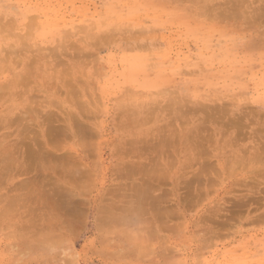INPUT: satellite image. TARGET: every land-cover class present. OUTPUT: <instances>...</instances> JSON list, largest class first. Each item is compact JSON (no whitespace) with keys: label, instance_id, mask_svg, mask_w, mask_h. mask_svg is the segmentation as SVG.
I'll use <instances>...</instances> for the list:
<instances>
[{"label":"rangeland","instance_id":"1","mask_svg":"<svg viewBox=\"0 0 264 264\" xmlns=\"http://www.w3.org/2000/svg\"><path fill=\"white\" fill-rule=\"evenodd\" d=\"M225 1L241 12L214 17L206 11L211 10L207 0H0V18L9 21L15 34L0 30V81L17 76L22 67L29 76L22 97L0 95V111L22 107L26 96L42 98L43 105L61 118L79 115L89 126L84 125V135L79 133L82 130L79 135L91 136L85 142L79 138L80 142L77 131L66 134L71 140L59 135L63 149L58 137L53 138L58 148L48 142L51 137L46 140L56 147L45 144L55 154L46 160L57 161L56 155L71 153V159L91 173L87 178L85 171L84 180L79 176L83 186L79 183L74 193L72 187H65V194L70 191L74 198L62 194L64 199L52 191L59 178L50 168L54 161L46 165L50 170L43 176L34 169L35 173L29 170L25 175L0 169L4 173L0 176V264H264V204H259L263 190L251 196L263 197L258 204L249 203L247 195V200L241 197L250 194L247 188H264V182L258 185L252 180L259 167L264 169V155L249 159L248 151L255 149L249 140L229 145L220 134L216 133L217 140L212 137V125L222 110L229 114L223 116L225 121L245 115L248 123L254 114L264 115V15L262 19L258 12L259 19L254 14L258 0ZM102 34H110L111 39L100 45ZM19 36L31 48L52 52L58 63L50 67L47 57L34 58L33 51L26 53L30 57L26 62L4 57L6 46H15ZM63 48L66 52L60 55ZM62 78L66 84L76 83L66 91L60 85ZM167 126L176 140L160 154L157 132L167 133ZM86 129L92 131L90 136ZM16 134L7 140L16 143ZM81 144L90 150L84 151ZM23 147L20 151L26 150ZM5 152L8 155L0 151V158L6 157ZM48 161L44 158V163ZM132 162L145 172H122L132 169ZM202 166L208 170L199 183L195 176ZM48 176L55 182H49ZM30 177L38 180L34 184L46 182L44 189L50 185L51 201L70 202L68 208L74 213L66 210L64 202L65 209L59 210L64 218L52 207L51 218L58 221L52 222L51 209L42 204L46 194L39 195L36 188L30 199L21 194L25 201L20 204L24 199L17 190L22 185L15 188L16 183L29 182ZM191 191L197 196L191 198ZM9 196L20 197L18 206L13 199L16 208L6 204ZM241 198L249 203L244 216L246 206L236 204ZM71 203L75 208H70ZM7 206L14 210L7 211ZM235 207H241V212ZM224 208L231 214L233 209L238 211L239 216L231 220ZM226 211L230 221L225 219L231 224L225 221V226L218 221ZM259 213L263 214L255 220ZM205 216L214 221H205ZM30 219L34 227L29 226ZM29 227L35 229L32 234Z\"/></svg>","mask_w":264,"mask_h":264},{"label":"bare ground","instance_id":"2","mask_svg":"<svg viewBox=\"0 0 264 264\" xmlns=\"http://www.w3.org/2000/svg\"><path fill=\"white\" fill-rule=\"evenodd\" d=\"M200 1V0H199ZM233 3V2H232ZM235 3H238V1L236 0V2ZM207 4H209V6L211 7V10H209V9H206V11H211L212 12V14L214 15V17H219V16H222L223 18H228V17H232V15L234 14H237V12H241L239 9H240V7H238L236 4H235V6H233V7H230V6H228V4H229V2L227 3L225 0H207ZM258 4L260 5H258L256 8H255V12H254V14H256V16L259 18V15H258V12L261 14V18L263 19V15H264V0H258ZM233 15V16H234ZM263 16V17H262ZM260 19V18H259ZM261 19V20H262ZM30 21H31V19H30ZM29 24H32V22L31 23H29ZM11 26H13V25H11ZM25 26H27V29L30 27V26H28V25H25ZM24 26V27H25ZM14 28V27H13ZM0 30L1 31H3V32H6V33H12L13 35H15L13 32H12V28L10 27V24H9V21H4L3 19H1L0 18ZM108 34H102V36L100 37H98V41H99V44L101 45L102 43H104V42H106L107 41V39H108V37H109V35L107 36ZM263 35V34H262ZM112 37V36H111ZM110 38V37H109ZM261 38V37H260ZM111 39V38H110ZM109 39V40H110ZM97 41V42H98ZM102 41V42H101ZM261 41H263V39L261 40V39H259V43L261 42ZM104 45V44H103ZM260 45V44H259ZM5 47V46H4ZM27 47H28V49H27ZM29 51H33V53H32V56H35L34 58H37V57H42V58H48V64H49V66L51 67V66H55V64L56 63H58V60H56L55 59V56L54 55H52V52H45V53H42V49H39L37 46L35 47V46H33V48H31L30 47V45H27L26 43H22L21 42V36H19V38L18 39H16L15 40V46H11V45H8V46H6V48H5V53H3V56L4 57H9L10 59H13V60H18V61H24V62H26V61H28L29 59H30V57L26 54L27 52H29ZM64 52H66V50L63 48V49H60L59 50V54L61 55V54H63ZM23 54V55H22ZM54 61V62H53ZM52 62V63H51ZM27 73V69H23V67L20 69V72L18 73V75L17 76H14V77H12V78H10V79H7V80H2V81H0V95H3V94H5V93H8V94H12V95H15L16 96V94L18 95V96H23L24 95V92H25V94H26V85H28V80H29V76H28V74H26ZM65 81H67L65 78H62V80H61V83H60V85H61V87L62 88H64L66 91H69V89L70 88H68L69 86H70V84H74V83H76L75 81L73 82V83H71V82H69V84H66L65 83ZM67 86V87H66ZM74 88V87H73ZM73 102V101H72ZM22 107H18V106H16V107H13V108H10V107H8L5 111H0V113L3 115V116H0V151L2 150V149H4V150H6V151H8L7 153H8V155L6 154V152L4 153V156H6L5 158L2 156L1 158H2V160L0 161V169L2 168L3 170H4V168L6 169V171L5 172H7V173H11V174H19V173H22L23 174V172H26L27 171V173H28V171L29 170H31L32 171V169H34V171L37 173V174H39L40 173V175L42 174V173H44L45 171L46 172H48V170H50V168H51V171L53 172V174L54 175H56V176H58L59 178H55V177H53L52 179L54 180V178H55V181H56V184L57 185H59L60 184V182H62V184L59 186L60 188H62L63 189V187H64V189L62 190V189H60V188H58L57 187V185H54V186H52V191H59V192H57L56 191V193H59V196H61L62 194L64 195L65 193H67V188L65 189V187H72L71 188V190L70 191H72L73 192V188L74 189H76L78 186H79V183H80V181L83 179V177L82 176H86L87 174V172H88V169H86V170H84L85 169V166H84V169H82V167L83 166H80L81 165V162H80V164H79V162H77V161H75V160H72L73 159V156H72V159H71V156H67V155H65L64 156V154H66V153H63V156H61V157H59L58 155H56L58 158L57 159H55V160H57V161H59V162H57V161H54V159L53 158H56V156L54 157H52V159H53V161H54V164H53V166H50V168L49 167H47L48 165H51V163H53V161L52 160H50V161H52V162H49L48 160H46L47 158L48 159H51V157H49V156H51V155H55L54 153H53V149L52 148H56L58 145H57V143H55V139H53V138H57L58 137V141H60V137H59V135L61 136V135H65L64 137H68V135L66 136V134H69V133H76V131H77V133H78V131H80V130H82L83 128H84V123H83V121H82V118L79 116V115H76V114H73V113H70V114H66L65 116H62V118L60 117V114H58L57 112H55V111H53V110H49V105L48 104H46V105H43V100H42V98H40V99H35V98H29L28 96H26L25 98H23L22 100H21V104H20ZM48 109H47V108ZM251 112H253V110H251V109H249ZM246 111V110H245ZM249 111V112H250ZM0 114V115H1ZM225 114H227V113H225L223 110L222 111H220L219 112V115H218V118H216V120H214V124L212 125V127H213V130H212V137L215 139V140H217V138L216 137H220V135L222 136V138H223V140L227 143V144H229V145H233V143L234 142H239V141H241V140H249L250 141V144L252 145V147L253 148H255V149H253L252 151H248V158L250 159V158H254V157H256V158H260L261 156H263L264 155V115H263V113L262 114H254L252 117L253 118H251V120L247 123V120L249 119L248 117H246L245 115L244 116H242L241 118L242 119H236V120H231V121H225L224 119H225V117H223V116H225ZM227 115H229V114H227ZM233 117V116H232ZM256 117V118H255ZM230 118V117H229ZM244 118H248L247 120H244ZM201 119H202V121H204L205 120V117H201ZM261 121H263V122H261ZM82 123V126H80V124ZM215 125H217L218 127H216L215 128ZM86 126V128L88 127L89 128V126H87V125H85ZM227 128H229V129H232V130H230L229 132L227 131ZM77 129V130H76ZM167 133L166 132H163L164 130H161L160 132H157V135H158V137H157V146H156V151H158V153H160V151H161V153L160 154H162V153H165L164 152V149L169 145V142H171V144L172 143H175V140H176V136H174V131H173V129L172 128H169L168 126H167ZM87 130V129H86ZM90 130H91V128H90ZM89 129L87 130V131H89V133L88 132H86V134L88 135L89 134V136H90V134H92V133H90V132H92V131H90ZM216 130V131H215ZM16 132L17 134V136L15 137V139L17 140V142L15 143V141L13 140V141H8L7 140V138L11 135V133H13V132ZM163 132V133H162ZM74 133V134H75ZM76 133V134H77ZM79 133H81V134H83L84 135V131L82 130V131H80ZM79 133L77 134V136H81V137H78V139L77 140H79V138H82L81 140H83V142H85V141H87L86 139L88 138L86 135L85 136H82L81 134L79 135ZM216 133L217 134H220V135H216ZM63 136H61V137H63ZM71 135H69V137H70ZM51 137V138H50ZM68 137V138H69ZM91 137V136H90ZM89 137V138H90ZM48 138H50V139H48ZM83 138H85V139H83ZM89 138H88V140H89ZM49 140L48 142H50L51 141V143L52 144H54L56 147H54L51 143H50V145H49V143L46 141V140ZM258 139V140H257ZM62 140V139H61ZM66 140V139H65ZM70 140H71V137H70ZM146 140V139H145ZM255 140H257L256 142H257V144H255L254 143V141ZM259 140H263V142L262 143H258V141ZM54 141V142H53ZM58 141H56V142H58ZM63 141V140H62ZM80 141V140H79ZM178 141V140H177ZM187 141H189V142H192L193 144H194V147H196L197 148V146L195 145V141L194 140H192V139H189V140H187ZM64 142V141H63ZM81 142V141H80ZM261 142V141H260ZM13 143H15V146L13 145ZM60 143V147H62L61 145H63L62 144V142L60 141L59 142ZM65 143V142H64ZM191 143V144H192ZM45 144H48L49 146H52V148L50 147L49 149L52 151H50L49 149H47V148H45L46 146H45ZM79 144V143H78ZM17 145V146H16ZM23 146H26L25 148H26V150L25 151H20V148H21V150H22V147ZM59 147V148H60ZM63 147H64V145H63ZM63 147H62V149H63ZM81 147L83 148V147H86V146H82V144H81ZM154 147V146H153ZM24 148V147H23ZM58 148V147H57ZM87 148L88 147H86V148H83L84 149V151H86L87 150ZM61 149V148H60ZM86 149V150H85ZM154 149V148H153ZM263 150L261 153L260 152H257L258 150ZM57 150V149H56ZM90 150V149H89ZM89 150H87L86 152H88ZM155 150V149H154ZM162 150H163V152H162ZM58 151V150H57ZM61 151V150H60ZM69 152V151H68ZM196 152H194L193 154H195ZM3 153H0V156L2 155ZM6 154V155H5ZM25 154L27 155V156H25ZM68 154V153H67ZM72 154H74V153H72ZM89 154V153H88ZM198 154V153H197ZM62 155V154H61ZM75 155L76 154H74V157H75ZM8 156V157H7ZM76 156H78V155H76ZM242 156V155H241ZM27 157V158H26ZM137 157V156H136ZM0 158V159H1ZM44 158H45V161L47 162H49V164H47V163H44ZM75 158H77V157H75ZM74 158V159H75ZM43 159V160H42ZM58 159H60V160H58ZM137 159H138V157H137ZM39 160H41V161H39V163L41 164H39V163H37ZM63 160V161H62ZM79 161V160H78ZM43 162V163H42ZM136 163V164H135ZM40 166V168H39V166ZM45 164V166H46V168H45V166H43ZM132 164H133V162H132ZM137 162H134V164L131 166L130 165V167L132 168V169H130V167H129V169L130 170H124V171H122V172H126L127 171V174L129 175V173L130 174H132V173H134V172H142L143 170H141L142 168H141V164H139V166H140V168L137 166ZM38 166V167H37ZM43 168H42V167ZM258 168V167H257ZM57 169L59 170V172L57 171ZM260 169V167L258 168V170H257V172L254 174V177L252 178V180L254 181V182H258V183H255V184H260L261 182H264V169H261V170H259ZM119 170V171H118ZM121 170L122 169H117V170H115V172H117L118 174L119 173H122L121 172ZM141 170V171H140ZM206 170H208V166H205V168L202 166V167H200V173L199 174H197L195 177H198L197 179V181L199 182V178H202V177H204V174H206ZM16 173H15V172ZM31 171H29V173L31 172ZM34 171H32V172H34ZM57 171V172H56ZM82 171V172H81ZM85 171H87L86 173H85ZM34 172V173H35ZM80 172V173H79ZM91 172V171H90ZM143 172H145V170L143 171ZM28 173V174H29ZM81 173H83V174H81ZM3 174L4 173H0V176H3ZM32 174V173H31ZM80 174V175H79ZM127 174H125V175H127ZM23 175H25V174H23ZM35 175V174H34ZM39 175V177H41V176H43V175H41L40 176ZM47 175V174H46ZM50 175V174H49ZM82 175V176H81ZM45 176V175H44ZM51 176V175H50ZM82 177V179L80 178V177ZM89 176H91V173H89L88 172V176H87V178H89ZM52 177V176H51ZM2 178V177H1ZM45 178V177H44ZM44 178H42L43 179V181H46V179L44 180ZM47 178H49V182H52L53 180H51L50 179V177L48 176ZM85 179H86V177H84ZM33 179H34V177H33ZM32 179V177H30V180H29V182L27 181V182H24V179L22 180L23 182H20V183H22V184H20V183H16V186H15V188L16 187H18L17 186V184H19L21 187L19 188V190H17V191H20L19 193H18V195L20 196V197H22L21 198V200L22 199H24L23 198V196L24 197H26L25 199L27 200L28 198L30 199V196H31V193H37V190L40 192L39 193V195H43L44 193L46 194L45 196L43 195L41 198H43V197H45L44 198V200L42 199V204H44V203H46V207H48L47 208V210L48 209H51L52 207H54V209L56 208V209H58L57 210V212L59 213V212H61V211H59V210H64L65 208H66V210H70V214H72V212L74 213V211H72V209H69L68 208V206L69 205H67V204H69V203H67L65 200H63L62 198H64L63 197V195L61 196L62 198H57L59 201H54V200H52L51 201V197H50V192H49V194L47 193L48 191H49V188H50V185H49V188L48 189H44V188H47L48 187V185H47V187H45L44 185L46 184V182H42V180L41 181H39L37 184H34L33 182L35 181V182H37L38 180L37 179H34L33 180ZM41 179V178H40ZM39 179V180H40ZM203 179V178H202ZM84 180V179H83ZM82 180V181H83ZM261 180V181H260ZM47 181H48V179H47ZM55 181H53V182H55ZM81 181V182H82ZM200 181H201V179H200ZM203 181V180H202ZM6 181H4V183H5ZM260 182V183H259ZM43 183H44V185H43ZM48 183V182H47ZM200 183V182H199ZM0 184H1V182H0ZM49 184V183H48ZM67 184V185H66ZM81 184V183H80ZM82 184H83V182H82ZM81 184V186H83ZM255 184H253V185H255ZM263 184V183H262ZM261 184V185H262ZM66 185V186H65ZM238 185V184H237ZM243 185H246V184H243ZM63 186V187H62ZM203 186V185H202ZM239 186V185H238ZM4 187H6V186H4ZM11 187V186H10ZM9 187V188H10ZM192 187V186H191ZM255 187H257L256 188V191H255V189L252 187V188H247V190H248V193H250V194H245V196H241V197H247V196H249V197H247L248 198V200L245 198V200H247L249 203H250V201H252V203H253V200H254V198L252 199L251 198V196L253 197V195H257L259 192V194L258 195H260V194H262V193H264V188H259L260 187V185L259 186H256L255 185ZM14 188V187H13ZM35 189V192H34V189ZM194 188V187H193ZM190 189V190H194V189ZM18 189V188H17ZM28 190V192L30 193H24V190ZM33 189V192L32 191H30V190H32ZM60 189V190H59ZM70 189V188H69ZM80 189V187H78V190ZM201 189V188H200ZM199 189V191H198V193H200V194H202L201 193V191L203 190L204 191V187H202V189L200 190ZM252 189H254V190H252ZM263 191H262V190ZM47 190V191H46ZM65 190V192H63ZM259 190H261L262 191V193H261V191H259ZM14 191H16V190H14ZM23 191V192H22ZM61 191V192H60ZM69 191V193H68V195L70 196V193L72 194V192H70ZM195 191H191L190 193H189V195H192L191 196V198L192 197H196L197 196V194H193ZM9 193V192H8ZM8 193H7V195H8ZM11 193V192H10ZM42 193V194H41ZM74 193V192H73ZM187 193V194H188ZM197 193V192H196ZM253 193V194H252ZM21 194L23 195V196H21ZM28 194V195H27ZM61 194V195H60ZM11 195H12V193H11ZM13 195H15V194H13ZM30 195V196H29ZM52 195V194H51ZM58 195V194H57ZM66 195V197H69L67 194H65ZM189 195H187V196H189ZM194 195H196V196H194ZM247 195V196H246ZM19 196H17L19 199L18 200H16L17 199V197H16V199H14L13 197H12V199L10 198V196H9V199L10 200H7V202H6V200H5V202H6V204H9V206H11V205H15L16 204V202L15 201H18L17 202V206H18V203H20L19 201H20V197ZM27 196H29V197H27ZM56 196V195H55ZM72 196V195H71ZM71 196H70V198H71ZM199 196V195H198ZM264 196V195H263ZM4 197H6V196H3V197H1V199L2 198H4ZM33 197V196H32ZM31 197V198H32ZM52 197H53V195H52ZM58 197V196H57ZM66 197L64 198V199H66ZM73 197V196H72ZM8 198V197H7ZM54 198V197H53ZM74 198V197H73ZM72 198V199H73ZM244 198H241V199H239L238 201H236V202H239V204L238 203H236L237 205H245L246 207L244 208V206L242 207V208H244L243 209V211L241 212V210L240 209H242L241 207H239L240 209V211L238 210V207L236 208L239 212H241L242 213V215L244 214V210H246V208L248 207L249 208V203L247 204V201H245V203L246 204H244ZM249 198H251V199H249ZM256 198L257 197H255V200H256ZM263 198V197H262ZM260 196H259V199H262ZM15 201H14V200ZM25 199L24 200H22L21 201V203L20 204H22L23 205V203L22 202H24L25 201ZM39 199V198H38ZM56 199V198H55ZM56 199V200H57ZM259 199H257V200H259ZM264 199V198H263ZM263 199L259 202V201H257L256 200V203L258 204V202H259V204L261 203L262 204V202H263V204H264V201H263ZM11 200H13L14 201V204H11ZM46 200H48V201H46ZM63 200V201H62ZM68 200V199H67ZM74 200V199H73ZM250 200V201H249ZM254 200V201H255ZM45 201V202H44ZM54 201V202H53ZM61 201V202H60ZM72 201V200H71ZM2 202V201H1ZM49 202V203H48ZM63 202V203H62ZM64 202H66V207L64 208L63 207V204H64ZM48 203V204H47ZM34 204V203H33ZM37 204V203H36ZM73 204H75V203H73ZM72 203H71V207L70 208H75V206L73 205ZM234 204V203H233ZM254 204V203H253ZM16 205L14 206V208H16ZM21 205V206H22ZM48 205V206H47ZM53 205H55V206H53ZM72 205L74 206V207H72ZM76 205V204H75ZM252 205V204H251ZM9 206H7L8 208H9ZM13 206H12V208H13ZM33 207H34V205H32ZM41 206H43V205H41ZM28 207V206H27ZM32 207V208H33ZM12 208H9L10 210H7V209H5V210H7V211H13L12 210ZM29 208H30V206L28 207V210H29ZM31 208V210H34V209H32ZM40 208V207H39ZM43 208H45L44 206H43ZM63 208V209H62ZM221 208H223L222 206H221ZM220 207H219V209H221ZM229 208V207H228ZM24 209V208H23ZM46 209V208H45ZM224 209H226V208H224ZM73 210H75V209H73ZM222 210V212L223 211H225V210H223V209H221ZM226 210H228V209H226ZM50 210H48V213H46V214H48V216H49V218H48V216H47V218L49 219V220H51L52 222L53 221H55L56 219H54L53 220V218H51L52 217V214H53V209H51V211L49 212ZM229 211V210H228ZM232 211V210H231ZM236 211V210H235ZM238 211H236V212H234V209H233V213H235V214H231L230 213V211H229V217H231V220L232 219H235L237 216H239V215H237V214H239V212ZM258 211V210H257ZM264 211V210H263ZM38 212V211H37ZM40 212V211H39ZM42 212V211H41ZM47 212V211H46ZM56 212V213H57ZM63 212V211H62ZM215 212V211H214ZM4 214L5 213H7L6 211H4L3 212ZM55 213V214H56ZM64 213V212H63ZM227 211L224 213V218L222 219V220H219L218 222H219V224H220V222H222V221H224L223 223L225 224L230 218H226V215H227ZM237 213V214H236ZM253 212H251V211H249V214H252ZM264 213V212H263ZM263 213H259V215L258 216H256L255 217V220L257 219H259L258 217L260 216V214H263ZM28 214H29V212H28ZM54 214V215H55ZM65 214V213H64ZM63 214V215H64ZM158 214V213H157ZM210 214V213H209ZM57 215V214H56ZM55 215V218H57V216ZM59 215H61L60 213H59ZM212 215V214H211ZM216 215V214H215ZM214 215V216H215ZM219 215V214H218ZM245 215V214H244ZM243 215V216H244ZM20 216V215H19ZM46 215L45 214H43V217H45ZM221 216H223V214L222 215H220V216H218V217H220V219H221ZM236 216V217H235ZM262 217H263V215H261ZM43 217H40V218H43ZM66 217V216H65ZM69 217V216H68ZM67 217V218H68ZM115 218H118L119 216H114ZM114 217H112V218H114ZM241 217L242 216H240V221L242 220L241 219ZM247 217V216H246ZM22 218V217H21ZM46 218V217H45ZM45 219L44 221L46 222V221H48V223H50L51 221H49L48 219ZM60 218H64V216L62 217V215L60 216ZM66 218V219H67ZM205 218V221H207V219L209 220V219H213V217L212 218H208L207 216H205L204 217ZM228 219L227 221H226V219ZM254 218V217H253ZM264 218V217H263ZM238 219V218H237ZM247 219V218H246ZM260 219H262L261 217H260ZM61 220H65V219H61ZM114 220V219H113ZM211 220H209V221H211ZM239 220V219H238ZM252 220H254V219H252ZM34 220H32V219H30L29 221H28V223H29V226L30 225H32L33 227L35 226V222H33ZM57 221V220H56ZM55 221V222H56ZM68 221V220H67ZM115 222L116 221H119L118 219H116V220H114ZM212 221H214V219L212 220ZM226 221V222H225ZM230 221V220H229ZM43 222V221H42ZM51 222V223H52ZM58 222V221H57ZM72 222H74L73 221V219H72ZM216 222V223H215ZM213 224H217L218 225V223H217V221H215ZM24 223V222H23ZM38 223V222H37ZM51 223L49 224V226L51 225ZM70 223H71V221H70ZM223 223H221V224H223ZM228 223V222H227ZM225 224V226L226 225H228V224ZM42 224V223H41ZM44 225L46 224V223H43ZM223 224V225H224ZM231 224V223H230ZM17 225H19V224H16V226L15 227H18ZM24 225L26 226H28V224H23V225H21V226H23L24 227ZM47 225V224H46ZM20 226V225H19ZM224 226V227H225ZM42 227H44V226H42ZM28 228V227H27ZM30 229H29V233H31L32 234V231H31V229H34V228H31V227H29ZM45 228H48V227H45ZM212 228L215 230V232L217 231H219V229H218V227H215L214 228V226L212 225ZM212 228H210L212 231H213V229ZM218 229V230H217ZM35 230V229H34ZM44 230V229H43ZM228 230V229H227ZM227 230L226 231H224V232H227ZM207 231H209V233H211L212 231H210V230H207ZM34 232V231H33ZM36 232V231H35ZM38 232V231H37ZM220 234H221V229H220ZM213 233V232H212ZM211 233V234H212ZM38 234V233H37ZM36 235V234H35ZM214 235H217L216 233H214ZM210 236V234L208 235V237ZM211 237V236H210Z\"/></svg>","mask_w":264,"mask_h":264}]
</instances>
